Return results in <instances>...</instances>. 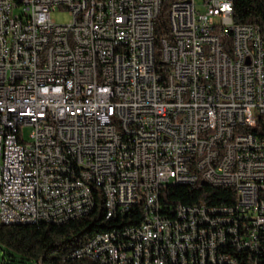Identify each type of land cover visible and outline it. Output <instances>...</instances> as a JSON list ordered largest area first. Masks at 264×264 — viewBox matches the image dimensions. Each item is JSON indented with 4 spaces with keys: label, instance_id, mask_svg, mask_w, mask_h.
I'll return each instance as SVG.
<instances>
[{
    "label": "built area",
    "instance_id": "obj_1",
    "mask_svg": "<svg viewBox=\"0 0 264 264\" xmlns=\"http://www.w3.org/2000/svg\"><path fill=\"white\" fill-rule=\"evenodd\" d=\"M198 182L237 199L162 204ZM100 195L121 222L71 257L264 264V23L234 0H0V223L64 224Z\"/></svg>",
    "mask_w": 264,
    "mask_h": 264
},
{
    "label": "trees",
    "instance_id": "obj_2",
    "mask_svg": "<svg viewBox=\"0 0 264 264\" xmlns=\"http://www.w3.org/2000/svg\"><path fill=\"white\" fill-rule=\"evenodd\" d=\"M168 3L164 2L155 25L156 60L159 41L170 37L167 21ZM236 24L264 23L261 0H234ZM160 199L167 207L182 205H231L237 195L231 187L212 186L205 182L195 185H165ZM121 221L108 220L103 197L96 201L95 210L88 216L64 224L39 223L28 225H3L0 223V251L2 264H20L25 261L37 264H99L87 256L71 257L90 238L116 227ZM125 218V223H129ZM41 262V263H40Z\"/></svg>",
    "mask_w": 264,
    "mask_h": 264
},
{
    "label": "rangeland",
    "instance_id": "obj_3",
    "mask_svg": "<svg viewBox=\"0 0 264 264\" xmlns=\"http://www.w3.org/2000/svg\"><path fill=\"white\" fill-rule=\"evenodd\" d=\"M52 18L54 20H56L58 23H68L71 19V16L69 15V13L66 10H58V11H54L52 12ZM30 130L27 128L25 129V134L26 136L29 134ZM20 264H37V263H30V262H23Z\"/></svg>",
    "mask_w": 264,
    "mask_h": 264
},
{
    "label": "bare ground",
    "instance_id": "obj_4",
    "mask_svg": "<svg viewBox=\"0 0 264 264\" xmlns=\"http://www.w3.org/2000/svg\"><path fill=\"white\" fill-rule=\"evenodd\" d=\"M49 222L53 224L62 223V216H52L49 218ZM84 246V245H83ZM82 246V247H83ZM84 255H76V257H83Z\"/></svg>",
    "mask_w": 264,
    "mask_h": 264
}]
</instances>
